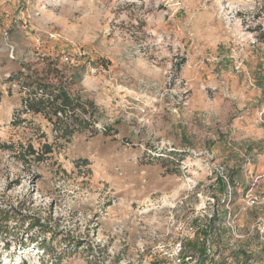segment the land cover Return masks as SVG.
Returning <instances> with one entry per match:
<instances>
[{
    "label": "rangeland",
    "instance_id": "1",
    "mask_svg": "<svg viewBox=\"0 0 264 264\" xmlns=\"http://www.w3.org/2000/svg\"><path fill=\"white\" fill-rule=\"evenodd\" d=\"M262 5L0 0V143L52 147L40 163L0 149V206L51 231L13 229L25 246L0 241V264H179L206 228L207 264H264ZM35 80L87 105L86 125L11 126Z\"/></svg>",
    "mask_w": 264,
    "mask_h": 264
},
{
    "label": "trees",
    "instance_id": "2",
    "mask_svg": "<svg viewBox=\"0 0 264 264\" xmlns=\"http://www.w3.org/2000/svg\"><path fill=\"white\" fill-rule=\"evenodd\" d=\"M260 9L264 12V5H262ZM19 74L22 76V73ZM79 78L80 77H77V79ZM34 88L35 89L32 91L27 89L26 96L20 99L18 108L13 111L11 126H19L24 122V120L20 118L21 114L41 115L51 124L52 131L56 136L66 138L70 137L75 132L74 128H77V124H79L78 127L86 125V119L84 117L80 118L76 112L80 111L83 116H86L89 114V107L84 103H80L78 99L72 98L61 83L57 87H54L41 80H35ZM103 130L106 131V129ZM13 148V145L0 143L1 150L13 152L14 156L23 163L26 162V156L33 157L35 163H40L45 160V156L52 153L51 145H42L41 152H37L31 145H28L26 150H20L16 154ZM216 182L219 190L224 192L225 184L223 179L217 177ZM22 207L23 205L21 203H18L17 206H0V241L3 242V247L5 249L9 248L11 242L9 238L17 242L19 246H25V244L19 242L16 233L13 231L15 228L21 229L26 226V232L35 229L38 235L51 233L50 230H47V226L41 222L39 217L22 213ZM12 224L14 227H12ZM207 230L206 228L199 233L202 236L201 241L197 238L192 242L187 241L182 243L183 249L180 250V259H178L179 264H183L186 259V253L183 251L185 247L193 252V256L197 259L196 264H207L210 261L211 250L207 245L209 237V231ZM40 249L43 254L48 252L46 247H40ZM234 257L237 258V254H235ZM241 257L244 258L242 263L246 262L247 264L251 260L249 255L243 253H241Z\"/></svg>",
    "mask_w": 264,
    "mask_h": 264
},
{
    "label": "built area",
    "instance_id": "3",
    "mask_svg": "<svg viewBox=\"0 0 264 264\" xmlns=\"http://www.w3.org/2000/svg\"><path fill=\"white\" fill-rule=\"evenodd\" d=\"M247 198L249 200L248 201L249 206H254V205H257L258 204V202H257V200H256L255 197H252L251 195H248ZM262 229L264 230V222L262 223Z\"/></svg>",
    "mask_w": 264,
    "mask_h": 264
}]
</instances>
